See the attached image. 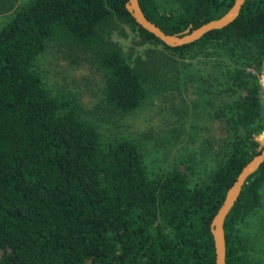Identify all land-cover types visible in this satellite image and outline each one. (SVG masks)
<instances>
[{
	"label": "trees",
	"instance_id": "trees-1",
	"mask_svg": "<svg viewBox=\"0 0 264 264\" xmlns=\"http://www.w3.org/2000/svg\"><path fill=\"white\" fill-rule=\"evenodd\" d=\"M138 1L166 33L219 18L234 2ZM125 2L29 0L0 27V264H215L211 219L262 147L264 0H245L231 23L175 47L138 25ZM117 25L172 59L205 54L218 93H237L210 113L221 154L199 182L189 165L150 171L138 141L105 137L74 92L53 90L36 69L50 43L85 49L101 75L103 105L134 111L160 74L110 40ZM263 190L264 161L224 220L226 264H257L245 222L262 208Z\"/></svg>",
	"mask_w": 264,
	"mask_h": 264
},
{
	"label": "rangeland",
	"instance_id": "rangeland-1",
	"mask_svg": "<svg viewBox=\"0 0 264 264\" xmlns=\"http://www.w3.org/2000/svg\"><path fill=\"white\" fill-rule=\"evenodd\" d=\"M27 1L0 0V27L15 8ZM137 39L126 25H117L110 38L132 62L138 60L143 67L157 68L160 75L144 103L124 115L108 111L103 105L101 75L85 49L50 43L35 67L53 90L74 92L105 137L138 141L150 171L189 165L193 169L192 183L199 182L221 154L219 125L212 121L210 113L222 99L231 101L237 93H218L215 64L205 54L183 61L172 59L162 46L138 44ZM263 75L264 70L260 83ZM259 136L256 139L262 145L264 138L260 141ZM245 223L255 235L251 258L264 264V202Z\"/></svg>",
	"mask_w": 264,
	"mask_h": 264
},
{
	"label": "water",
	"instance_id": "water-1",
	"mask_svg": "<svg viewBox=\"0 0 264 264\" xmlns=\"http://www.w3.org/2000/svg\"><path fill=\"white\" fill-rule=\"evenodd\" d=\"M245 0H234L232 6L219 18L209 20L202 23L197 28H192L191 25L178 33H166L155 23L147 19L144 15L138 0H126L125 8L133 17L135 22L142 28L152 33L165 45L175 47L184 44L191 43L205 33L220 29L231 23L239 14V11ZM263 91L264 99V75L260 79ZM264 131L260 133L259 140H263ZM264 161V143L256 155L251 157V159L241 168L237 174L233 183L227 189L224 199L217 209L216 213L213 215L210 222V232L213 239L214 254H215V264H226L225 262V235H224V220L232 208L233 204L237 200L241 189L246 182L247 178L253 174L257 168Z\"/></svg>",
	"mask_w": 264,
	"mask_h": 264
}]
</instances>
